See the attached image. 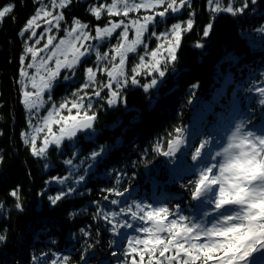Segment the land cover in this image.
Returning <instances> with one entry per match:
<instances>
[{"label":"trees","instance_id":"16d2710c","mask_svg":"<svg viewBox=\"0 0 264 264\" xmlns=\"http://www.w3.org/2000/svg\"><path fill=\"white\" fill-rule=\"evenodd\" d=\"M84 3L73 0L64 11V23L77 17L92 30L104 25V17L96 20ZM10 4L13 11L0 22V234L6 236L0 242V264H51L53 259L57 264H130L131 257L124 255L127 237L144 234L135 231L143 222L132 218L129 207L137 211L136 204L167 206L175 213L179 205L180 214L192 218L198 204L186 187L196 179L190 166L195 163L198 170L212 162L208 149L213 152L232 120H248L245 129L264 131V106L255 91L264 87V0L243 14L221 13L214 19L207 0H190L193 28L182 34L177 59L168 62L165 75L137 76L136 84L119 89L114 105L102 95L92 100V108L85 109L95 115L92 128L77 132L59 147H49L44 157L33 156L21 136L28 130V111L20 85L24 53L20 33L38 3L0 0V9ZM188 18L185 9L178 16L169 15L164 27ZM210 22L213 27L205 37L203 30ZM148 42L155 48L157 39ZM197 43L203 46L196 47ZM137 57L129 55L128 61L134 64ZM94 62L85 58L77 77L56 85L51 101L95 96L96 89L80 84L83 66ZM101 76L106 78L105 73ZM153 79L158 83L145 90ZM177 128L184 130L186 144L175 157H165L162 152L168 150ZM205 139L210 143L200 162L184 155ZM157 145L159 151L154 150ZM93 152L100 155L93 157ZM62 179L65 185L55 181ZM16 188L19 201L10 195ZM69 188L74 191L69 193ZM60 192L66 195L52 205L48 197ZM17 202L22 209L15 207ZM112 212L117 215L105 219ZM125 221L134 227H120ZM64 256L67 261H62Z\"/></svg>","mask_w":264,"mask_h":264},{"label":"snow or ice","instance_id":"6c2138e0","mask_svg":"<svg viewBox=\"0 0 264 264\" xmlns=\"http://www.w3.org/2000/svg\"><path fill=\"white\" fill-rule=\"evenodd\" d=\"M36 2L43 5V0H36ZM72 2L73 0H58L57 3V0H51V6L64 9ZM80 2L83 3L84 0ZM258 4L259 0H227L226 3L225 0H207L208 10L212 13L213 19L221 13L232 16L243 14L250 6L255 7ZM14 7L10 4L0 9V22L13 11ZM46 9L47 5L38 7L34 15L27 20L20 35L31 30L29 38L35 37L37 35L35 28L40 27L38 21L41 18H48L45 19V23L49 27L45 28L44 32L50 33L53 27L59 29L60 21L65 19L63 13L53 16V13ZM142 9L146 12L152 11L153 14L134 18L129 16L130 13L139 12ZM157 9L162 10L157 11ZM185 9H188L189 15L186 21L172 24L168 32L157 33L154 30V26L159 22L157 17L163 20L169 15L178 16ZM87 11L96 20H100L105 14L109 17L122 16L128 19L127 22L125 19L118 21L109 19L104 27L96 26L95 35L92 36L89 31H86L88 24L73 18L72 26L70 29H65V37L59 39L58 43L53 44L56 37L49 35L43 48L37 49L34 45L26 46L25 52L31 54V62L26 65V68L35 69V73L29 74L22 67L20 83L23 104L30 114H39L48 101H51L54 82L58 78L62 77L63 80L71 78L68 74L62 75L61 70L64 69L74 75L76 66L81 63V58L91 53L95 46H86L83 41L94 39L105 42L115 38L116 43L112 46L115 55L111 56V60L116 61L118 58V63H113L110 69H103L107 71L110 80L102 87L111 89V81L125 75L124 66L128 54L137 52L141 45L147 49L145 35L148 33L157 40L163 39L166 43L158 44L155 49L140 55V62L132 71L139 75L140 69L147 67L163 77L168 62H174L177 59L176 53L181 44L182 34L192 30L194 24L190 0H111L110 3L89 5ZM212 27L210 22L204 28L203 36L207 37ZM118 29L119 33H117ZM44 32L41 33V39L44 37ZM130 32L134 33L132 39H129ZM35 44H40V39H37ZM50 45L51 48H49ZM202 46L199 43L196 45V47ZM45 52L46 56L41 55ZM95 55L97 61L109 58L107 51L103 54L96 51ZM145 55L150 56L151 59L146 61ZM50 61H54V67L50 66ZM21 64H24V56H21ZM162 64L165 66L164 69L161 68ZM96 75V71L88 67L87 79L82 87L87 89L90 85H94ZM131 82L137 83L135 76L132 77ZM117 83H119L118 80ZM28 84L31 85V90H26ZM156 84L157 80L153 79L150 84L144 85L145 90ZM79 91L74 92L73 96H78ZM255 91L261 97L258 103L264 106V87L256 88ZM94 95L99 97L100 90L95 91ZM117 95L116 91L111 92V98L108 99L109 105L116 103ZM83 101L84 97L80 96L79 99L70 102L71 107L68 106L67 100L60 103L58 107L53 104L45 116L38 117L41 121L40 126H33L31 121L29 122L36 134L47 130L43 145L39 148L36 144L37 135L21 133L24 143L31 145L33 156L44 157L50 145L59 147L65 139L72 140L77 132L92 128L95 115H89L87 110L81 114L82 109H91L92 104L89 101L85 105ZM62 109H67L68 114H61ZM73 109L76 110L74 115ZM247 123L250 121L242 120L235 123L234 131L230 132L226 142L214 154L211 149H208V160L214 162L203 164L198 170L195 163L190 166L191 175L196 176V179L189 180L186 187L191 199L198 204L199 217L190 218L188 215L180 214L179 205L175 213L167 206L136 204L137 211H132L130 207L127 209L131 212L133 219L143 222L135 227V231L144 234L127 237L128 248L124 255L131 257L130 264H264V131L257 133L245 130ZM53 125L59 126L58 131H53ZM183 131L181 128L175 129L176 135L168 141V150L162 152L163 156L171 158L181 152L182 146L186 144L182 135ZM209 143L207 139L202 140L193 152L184 153V155H190L191 161L198 163L202 160L203 150ZM154 150L159 151V145ZM98 155H100L98 152L92 153L93 157ZM64 163L71 165L72 161L66 160ZM83 179L84 177L81 176L80 180ZM63 182V180L60 181V183ZM72 191L74 189H68L69 193ZM116 194L122 195L120 192ZM10 195L19 201V188L12 190ZM65 195L66 193L60 192L56 196H49L48 199L52 205H56ZM111 203L117 204L118 201L112 200ZM204 206H208L211 211L204 210ZM15 207L22 209L19 202L15 204ZM0 208H3L2 204ZM120 211L126 210L121 208ZM108 215L115 217L117 213L106 214L105 219ZM120 227L133 228L134 226L125 221ZM81 232L84 230L81 229ZM5 240L6 236L0 234V242ZM113 255L115 256L116 253L114 252ZM40 259H43V256L33 257L34 261ZM67 260V256L62 257V261ZM51 264H57V259H53Z\"/></svg>","mask_w":264,"mask_h":264},{"label":"rangeland","instance_id":"374dc122","mask_svg":"<svg viewBox=\"0 0 264 264\" xmlns=\"http://www.w3.org/2000/svg\"><path fill=\"white\" fill-rule=\"evenodd\" d=\"M77 1L80 2V0H77ZM84 2H85L84 4H87L88 7H89V5H98L99 3H105V2L110 3L111 0H84ZM57 3H58V0H57ZM44 5H47V9L46 10L51 11L53 13V16L58 15V14H60L62 12L63 15H64V17H65V19H66V16H65V12L64 11H65V9H67V7L64 8V9H60L58 7L53 8L51 6V0H43V5H41L40 3H38L37 8L38 7H42ZM159 10H162V9H157V11H159ZM146 14L150 15V14H153V13H152V11H147L146 12L145 10L142 9L139 12L130 13L129 16L132 17V18H134L136 16H143V15H146ZM33 15L34 14H32L30 16V18ZM102 17H104L105 24L102 25V26H100V25H97V26L104 27L108 23L109 19H112L113 21H118L120 19H125L126 22H127V19H128V18H124L122 16H120V17H109L106 14L103 15ZM75 18H77V17H75ZM167 18L168 17H166L165 19L161 20L159 17H157V19H158L159 22L154 26V30L157 33L168 32V30L170 29L171 25L170 26L168 25V27H164L165 24L167 23ZM45 19H48V18H41L38 21V23L40 24V27L39 28H35V31L37 33V35L35 37H32L31 39L29 38L30 35H31V30H29L28 32H25L24 35H22V37L24 39V53L22 54V56H24V64L23 65L21 64V68L24 67L26 69V71L29 72V74L35 73V69H27L26 68V65L31 62V54L25 52V47L26 46H33L34 45L37 49L43 48V45L45 43H47V37L49 35H53V36L56 37V40L53 41V44L58 43L59 42V39L65 37V29L66 28H69L70 29V27L72 26V21H73V19L69 20V22H66V23H64V20L65 19L62 20V21H60V27H59V29H57L56 27H53L52 28V31L49 33V32H44V29L49 27V25L47 23H45ZM101 19H103V18H101ZM79 20L81 21V23L88 24V23L82 21L81 19H79ZM177 22H183V21L182 20H179ZM25 26H26V24H25ZM86 31H89L92 36L95 35L94 29L92 30V29H90L88 27V29H86ZM119 31L120 30L118 29L117 30V33H119ZM42 32H44L43 39H41V33ZM132 38H134V33L130 32L129 33V39H132ZM149 38L156 39V37L150 36V33H148V34L145 35V42L147 43V49H145L143 47V45H141V46L138 47L137 52H135V53H129L128 54L127 59H126V64L124 66L125 75L124 76H118L117 77V80L119 81V83H117V80H112L111 81V84H112L111 89H109L108 87H102L103 85L107 84L109 82V80H110V78L107 76V71H105L103 69H110L113 63H118V58H117L116 61H112L111 60V56L115 55V53L112 51V46L115 45V43H116L115 38L110 39V40H107L105 42H99V41H96L94 39H89L87 41H83L84 45H86V46H93L94 45L95 47L92 48V51H91L90 54H88L85 57L81 58V63L76 66V71H75V74L74 75H72L71 73L67 72L64 69L61 70L62 75L68 74V75L71 76V78L69 80L74 79L75 77H77V69L81 66L82 62H84L85 58L92 57V59L95 60V62H94V64H86L85 66H83L84 67L83 68V78H82V81L83 82H81L80 84L82 85V84H84L86 82V79H87L86 69L88 67H92L96 71V73H97V75H96V83L94 85H90L89 87H91L93 89H96V91L97 90H100L101 95L102 96H106L105 99H106V102L107 103H108V99L111 98V92L112 91H116L118 93V95L116 97V102H117V99L119 98V89H121V87L125 86L126 83L131 82V79H132L133 76H135V78L137 79V76L142 75V74H145V75H149L150 76V75H153L154 73H156V71H151L147 67L140 69L139 75L133 73V71H132V69L136 66V64H138L140 62L139 61V56L140 55H144L145 54V51H149L150 52L151 50L155 49L158 44L166 43L163 39H160V40H157V43H156V47L155 48H150L151 43L148 42ZM37 39H40V44H38V45L35 44V41ZM51 47L52 46L50 45L49 48H51ZM96 51H100L101 54H103L106 51L109 52V58L104 59V60L97 61L96 55H95ZM136 53L138 54L137 60H136V62L134 64H131L128 61V57H129V55L136 54ZM41 55H45L46 56L47 53L46 52L45 53H41ZM150 59H151L150 56L145 55V60L146 61H148ZM49 64H50V66H53L54 67V61H50ZM161 68H162V65H161ZM104 73H105L106 78L103 79V77L101 75H103ZM21 79H22V77H20V81H21ZM61 80L62 81H65V82L69 81V80H63L62 77L61 78H58V80L56 82H54L53 89L56 87V85H58L60 83ZM157 83H158V81H157ZM20 85H21V83H20ZM53 89H52V91H53ZM26 90H31V85L30 84H28V88ZM21 93H22V100H23L22 86H21ZM101 95L99 97H101ZM96 98H98V97L97 96H93V97L90 96V98L85 99L83 102H84L85 105H87L88 102H86V100L87 101H90L92 103V100H94ZM45 99L47 100V96H45ZM74 99H76V98H74ZM65 100H67V99H65ZM67 101H69V105L68 106L71 107V103L70 102L72 101V99L67 100ZM62 102H64V101H62ZM62 102H58L57 103L55 101H48V103L45 105V108L44 109H41V111H40L39 114H35V113L30 114L28 112V130L25 131V133H31V134L37 135V141H36L37 148H39V147H41L43 145V140H44V137H45V134H46V131L47 130H45V132H41L39 134H36V133L33 132V127L30 126L29 122L31 121V124L33 126H40L41 121L38 119V117L45 116L47 114V110L50 109L53 104H55L58 107L59 104L62 103ZM83 111H85V109H82L81 110V114H83ZM75 112H76V110L73 109L72 114L74 115ZM61 114L67 115L68 114L67 109H62L61 110ZM234 124L235 123L232 120V122L230 124V127L228 128L226 134L215 145V147L213 149V152H212L213 154H214L215 151L219 150V148L226 142V137L230 134V132L231 131H234ZM58 128H59L58 125H53V131H58ZM245 130H248V129H245ZM256 132L259 133L258 131H256ZM51 146H53V145H50L49 147H51ZM217 159H220V158H217ZM212 162H214V161H212ZM62 180L64 181L63 183H60L61 180H55V181H56V183H58L60 185H65L66 180L65 179H62ZM204 210L211 211V209L208 206H204ZM213 215H214V213H213ZM193 216L199 217L200 216V211L198 210ZM208 219H210V217ZM139 223H138V225H140Z\"/></svg>","mask_w":264,"mask_h":264}]
</instances>
